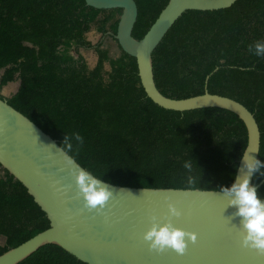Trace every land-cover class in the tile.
Masks as SVG:
<instances>
[{
	"label": "trees",
	"instance_id": "obj_1",
	"mask_svg": "<svg viewBox=\"0 0 264 264\" xmlns=\"http://www.w3.org/2000/svg\"><path fill=\"white\" fill-rule=\"evenodd\" d=\"M135 1L132 35L141 39L169 0ZM121 12L89 6L86 0H0V98L62 147L66 135L80 133L83 144L72 140L69 154L104 181L187 188L192 175L194 189L230 187L248 143L245 123L223 108L177 111L155 103L141 83L134 56L121 49L113 57L103 40L92 43L86 37L98 23L103 36L117 41L115 13ZM256 41H264V0H237L228 8L185 11L152 60L156 85L168 97L209 91L243 103L260 127L258 159L264 161V56L249 51ZM80 48L98 53L94 67ZM16 74L19 88L6 97L2 88ZM186 161L192 163L191 173L183 166ZM0 167V235L6 237L2 254L50 227V220L24 184ZM263 178L256 173L253 184ZM257 189L264 197V183ZM18 264L88 263L49 243Z\"/></svg>",
	"mask_w": 264,
	"mask_h": 264
},
{
	"label": "water",
	"instance_id": "obj_2",
	"mask_svg": "<svg viewBox=\"0 0 264 264\" xmlns=\"http://www.w3.org/2000/svg\"><path fill=\"white\" fill-rule=\"evenodd\" d=\"M236 1L169 0L141 39L132 35L138 16L135 0H86V3L98 9H122L115 37L121 49L137 59L141 83L155 103L177 111L218 107L237 114L248 131L244 153L259 158L260 127L243 103L209 91L171 98L158 89L154 76L152 54L185 11L218 10ZM60 147L63 148L57 139L6 98H0V164L24 184L50 220V227L0 254V264H18L49 243L60 245L88 264H264V255L242 247L240 218H233L236 209L228 206L220 190L192 189L185 193L186 188L122 186L101 179L112 188L113 197L102 214L89 212L82 197L75 195V179ZM73 161L75 166L84 168L74 157ZM242 166L240 159L236 175L240 169L243 173ZM262 183L264 178L256 187ZM166 195L178 201L177 207L182 209L183 215L174 218L177 226L198 236L195 244L188 243L183 255L171 250L149 251L142 239L150 226V214L167 213Z\"/></svg>",
	"mask_w": 264,
	"mask_h": 264
},
{
	"label": "clouds",
	"instance_id": "obj_3",
	"mask_svg": "<svg viewBox=\"0 0 264 264\" xmlns=\"http://www.w3.org/2000/svg\"><path fill=\"white\" fill-rule=\"evenodd\" d=\"M249 51L256 56H264V41H256L249 46ZM72 140L78 145L83 144V137L80 133H73L71 137L65 136L59 148L62 151L63 159L69 166V170L75 179L76 197H82L84 208L89 212L103 213L109 200L113 197L112 188L94 175L90 170L74 165L73 157L68 153L72 151ZM77 152L79 147H77ZM243 173L236 175L230 187L222 186L220 191L227 198L228 206L234 207L233 218H240L241 245L242 247L254 250L264 255V197L258 193L257 187L251 183L256 173L264 176V161L243 153ZM184 168L192 172V163L186 161ZM196 178L192 175L187 177L186 192L194 189ZM167 213L158 216L155 212L149 216L150 226L143 232L142 239L147 244L149 251L164 253L169 250L178 255L185 254L188 243H196L198 236L194 231L186 230L177 226L174 218L183 215L182 209L177 207L178 201L174 202L171 196L166 195Z\"/></svg>",
	"mask_w": 264,
	"mask_h": 264
},
{
	"label": "rangeland",
	"instance_id": "obj_4",
	"mask_svg": "<svg viewBox=\"0 0 264 264\" xmlns=\"http://www.w3.org/2000/svg\"><path fill=\"white\" fill-rule=\"evenodd\" d=\"M105 14H102V17ZM116 17H119L120 14L115 13ZM86 37L88 40H90L92 43H96L100 40L104 41V47L109 49V54L113 57H117L121 54V48L116 40L113 38L106 36L98 30V23H93L91 26V29L86 33ZM79 53H81L87 64L90 68L94 67L98 61V53L93 49H86V48H80L78 50ZM72 54L77 56V53L73 50ZM105 70H110V65L108 62L105 63ZM4 69H0V76L3 74ZM20 85V79L18 74L15 76V80L9 82L3 87L2 94L6 97L12 96L19 88ZM4 170L0 167V177L3 175ZM6 243V237L3 235H0V245H4Z\"/></svg>",
	"mask_w": 264,
	"mask_h": 264
}]
</instances>
